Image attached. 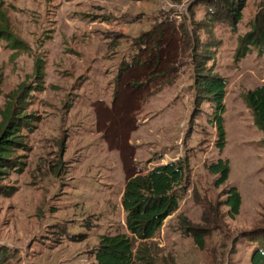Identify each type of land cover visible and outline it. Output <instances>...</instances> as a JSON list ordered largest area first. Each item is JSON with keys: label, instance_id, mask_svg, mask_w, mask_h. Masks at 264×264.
Returning a JSON list of instances; mask_svg holds the SVG:
<instances>
[{"label": "rangeland", "instance_id": "374dc122", "mask_svg": "<svg viewBox=\"0 0 264 264\" xmlns=\"http://www.w3.org/2000/svg\"><path fill=\"white\" fill-rule=\"evenodd\" d=\"M166 1L189 7L181 21L171 23L173 31L186 28L197 43L184 53L176 33L167 30L144 55L159 53L150 68L157 75L178 59V77L154 90L157 82L146 81L148 65L119 83L139 51L138 37L175 12L168 5L162 9ZM261 1L247 0L234 26L224 15H213L219 8L212 0H0V26L9 32L0 35V127L5 108L21 91V112L31 122L21 130L14 164L0 176L3 264H16L9 263L11 257L22 256L30 238L45 234L55 217L59 229L70 227L74 254L84 253L75 259L82 262L98 247L100 233H128L122 207L128 179L178 161L186 163L188 190L141 253L136 244L137 256L145 258L136 264H250L255 245L241 236L264 226V131L245 95L264 85V54L251 47L244 57L236 55ZM38 60L42 79L35 76ZM200 62L227 82L222 152L211 123L213 104L196 103ZM219 159L230 162L231 173L217 188L218 177L207 168ZM231 187L242 198L235 218L224 205ZM9 189L15 191L7 197ZM182 219L206 228L204 250L180 231ZM87 262L95 264L92 257Z\"/></svg>", "mask_w": 264, "mask_h": 264}, {"label": "trees", "instance_id": "16d2710c", "mask_svg": "<svg viewBox=\"0 0 264 264\" xmlns=\"http://www.w3.org/2000/svg\"><path fill=\"white\" fill-rule=\"evenodd\" d=\"M212 2L219 8L212 12L213 15L218 17L224 15L226 20H229V25L237 26L242 20L247 0H212ZM258 9L259 11L254 20L250 23L251 30L242 39L241 46L236 55L237 58L244 57L249 53L251 47L258 49L264 54V0L261 1ZM167 19L160 22L158 26L153 27V30L150 32L138 37L137 44L139 51L133 57V65L127 69L124 67L123 69L126 72L119 74L117 78L119 83H121L123 75L130 73L137 67L143 69L150 65L146 68V73L150 68H153L152 65H156V56L159 58V53L155 57H146L144 51L146 50L145 52L148 53L151 47L156 44V41L159 44L162 42L161 39H165L161 33H166L167 30L172 34L176 33L177 42H181L182 46L180 49L182 51L183 47L184 53L190 51L193 44L197 43L196 38L186 28L181 27L180 30L176 27L173 31V27H175L174 23H171L172 21L169 18ZM169 27L171 28L169 29ZM4 33L8 34L9 32H6V29L0 26V35H4ZM174 37L176 40V36ZM153 39L154 44L151 43ZM140 43L141 45H139ZM174 48L178 50L177 46ZM195 48L197 47H194L193 50ZM179 54L178 52L177 58ZM195 56L197 57V55ZM160 59L162 60V56ZM175 60L178 61V59H174L172 62L174 66H169L161 74L157 75L153 73V70H149L146 81L149 84L157 82L154 90H158V88L174 82L178 77V70L175 66V62L177 63V61ZM204 69L203 62H200L195 67V85L198 88V91H196V103L197 105L200 102L213 104L211 123L217 128L218 139L216 146L222 152L227 144L223 118L226 112L225 97L227 94V82L222 77L208 74ZM35 76L39 79H42L43 76L42 64L39 60L36 63ZM24 95L22 91L17 92L13 98L14 102L10 101L2 114L3 121L0 127V176L4 175L5 171L10 169L14 164L13 154L16 148L21 146L22 128L31 125V122L28 121V116L21 112L23 110L22 105L24 103L22 99ZM245 101L253 112L256 124L264 131V85L249 91L245 95ZM207 169L211 174L218 177L215 182L217 188L224 186L228 182L231 173L230 162L228 160L219 159L218 162L210 164ZM187 181L188 176L185 161L159 165L146 174L139 172L132 175L128 179L122 195V207L126 213V228L128 233L104 234L100 236L99 245L95 249V264H136L137 260H144L145 258L141 257L140 254L137 256L135 251L136 244H139L138 252L141 253L142 248L147 245V242L156 238L165 221L179 209L180 199L188 190ZM14 191L15 189H9L5 195L9 197L13 195ZM224 196H226L224 205L229 208L228 215L231 218H235L240 214L242 206L241 195L235 187H231L224 191ZM203 221L207 227L211 223L206 218ZM180 225V231L184 235L191 236L199 249L204 250L206 248V238L208 235L206 228L192 225L187 219H182ZM241 237L248 239L255 245L250 257V264H264V226H262L261 230L248 232ZM4 260V248H0V264H3Z\"/></svg>", "mask_w": 264, "mask_h": 264}, {"label": "crops", "instance_id": "0c3cea01", "mask_svg": "<svg viewBox=\"0 0 264 264\" xmlns=\"http://www.w3.org/2000/svg\"><path fill=\"white\" fill-rule=\"evenodd\" d=\"M72 190L76 191V188H72ZM98 194H99V191H98ZM59 220L60 219L58 217H55L53 220L48 219V222H47L48 224H47V229L45 230V234H42L41 236H37V237H35L34 235L33 237H31L30 240L32 239V242L29 243L25 251L21 253L22 256H19L18 254L17 258H14L16 256L11 257L9 263L16 262L17 264L18 262L19 264H88L87 261L91 257L93 258L94 263H96L95 251L92 252V254L91 252L90 253L88 252V254L86 255V258L82 262L80 261L81 259L78 254L82 253L83 251L77 250V254L76 255L74 254L76 253V250L73 252V248L71 244H74L75 242L71 241L68 236V229L70 227L67 226V228L66 227L64 228L62 226L59 229L58 227L59 225L57 223ZM60 224L64 225V222H60ZM75 224L76 223H74V225ZM59 232H62V233L59 234ZM104 234L105 232L100 233V236ZM57 238H58V241H57ZM11 248L14 250H17L16 254L20 251V249L17 247H14V245ZM62 251H64L65 253L71 252L70 254L72 255L70 256V258L56 259L54 255ZM47 254L50 255V259L46 258ZM76 256L79 257L80 260L77 258L78 260L76 261L75 259ZM24 257L26 259H23Z\"/></svg>", "mask_w": 264, "mask_h": 264}, {"label": "built area", "instance_id": "2783aa9c", "mask_svg": "<svg viewBox=\"0 0 264 264\" xmlns=\"http://www.w3.org/2000/svg\"><path fill=\"white\" fill-rule=\"evenodd\" d=\"M167 5L169 7H171V9L175 10V12L172 13V15L170 16V21H172V20L173 21H175V20L181 21V19L183 18L184 14L186 15L188 13L189 7H186V6H182V7L174 6V5H171L168 1L163 3L162 9L166 8V10H167V7H166ZM182 14H183V16H182Z\"/></svg>", "mask_w": 264, "mask_h": 264}]
</instances>
